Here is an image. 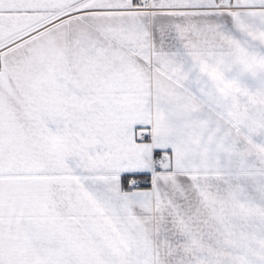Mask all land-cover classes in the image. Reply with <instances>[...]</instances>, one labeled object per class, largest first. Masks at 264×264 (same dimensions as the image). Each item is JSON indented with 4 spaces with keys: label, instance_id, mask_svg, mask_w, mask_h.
<instances>
[{
    "label": "snow or ice",
    "instance_id": "obj_1",
    "mask_svg": "<svg viewBox=\"0 0 264 264\" xmlns=\"http://www.w3.org/2000/svg\"><path fill=\"white\" fill-rule=\"evenodd\" d=\"M0 264H264V0H0Z\"/></svg>",
    "mask_w": 264,
    "mask_h": 264
}]
</instances>
